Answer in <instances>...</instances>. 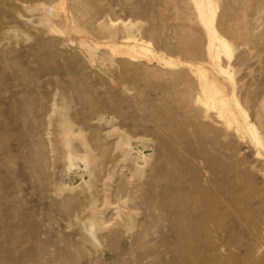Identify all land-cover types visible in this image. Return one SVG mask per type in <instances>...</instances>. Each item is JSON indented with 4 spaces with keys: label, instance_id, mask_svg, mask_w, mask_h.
Masks as SVG:
<instances>
[{
    "label": "rangeland",
    "instance_id": "1",
    "mask_svg": "<svg viewBox=\"0 0 264 264\" xmlns=\"http://www.w3.org/2000/svg\"><path fill=\"white\" fill-rule=\"evenodd\" d=\"M19 1L0 0L1 264H192L173 238L155 241L142 202L159 194L168 148L217 157V145L224 195L211 193L227 211L210 226L223 246L211 238L218 258L199 264H264V0ZM210 93L234 125L207 108ZM192 163L205 188L212 175Z\"/></svg>",
    "mask_w": 264,
    "mask_h": 264
},
{
    "label": "bare ground",
    "instance_id": "2",
    "mask_svg": "<svg viewBox=\"0 0 264 264\" xmlns=\"http://www.w3.org/2000/svg\"><path fill=\"white\" fill-rule=\"evenodd\" d=\"M19 3L26 7L29 5L28 0H20ZM40 10H43L45 13L43 19H41L42 22L48 29L54 31V26L52 25L49 17L50 9L42 4ZM62 12V21L69 30L71 29V20L69 17H67L64 10H62L61 13ZM55 32L57 31L55 30ZM82 46L90 52L95 44L88 40H82ZM124 54L131 56L132 58H137L143 53L140 48L136 47L132 51H124ZM198 79L201 89L203 91H207L209 88L206 86L202 74H198ZM207 102V108L219 109V117L221 119H229L228 111H226V108L228 107L226 99L220 98L216 94L210 93V97ZM151 118L154 120L157 119V117L154 115L153 117L151 116ZM157 121L158 120H156V122ZM123 124L127 123L123 121ZM228 124L232 126L235 124V121L229 119ZM66 130L68 131V134L72 136V129L69 126L66 127ZM143 130L147 134L150 132L145 128ZM175 135L178 142L184 141L186 139V134L184 133ZM126 136V139L120 138L119 146L124 150V157L126 159L133 160L136 167L138 168V171L140 172L142 167L139 166L137 158L131 156L129 152V150H132L131 141L133 138L129 135ZM79 140L82 141L85 152H90L91 147L87 144L86 140L83 138H80ZM216 147L221 152V154H219L217 157L208 155L206 151H200L189 147L187 148V155L189 158L180 154V152L174 148H168L170 154L165 156L166 158L164 159V164H162L161 167H158V170L161 169V171L167 175L160 186L159 194L157 195L156 200L142 202L146 205V213L152 218L154 223L155 230L151 236L153 238L157 237L155 241H158L159 237L161 240L166 236L173 238L174 244L171 248L172 252L178 256H181V258L184 257L191 260L192 264H199L201 259L206 258V256L208 257V252L214 256L212 259L213 262L215 261V258L218 255V245L211 241V238H217L220 241L219 248L220 246H223V240L220 239V236L222 235L220 230L221 228L210 226V224L213 222H219V220L225 216L227 211L226 205L224 203L225 200L218 196H213L211 193L212 184H217L218 190L221 193L224 192L220 186V184L223 182V179L218 177L220 172L223 175L225 174L226 163L223 161L224 155L221 151L222 147L218 145ZM160 149H166L165 145H162ZM81 159L83 162H88L87 158ZM192 160H200L202 164L205 165L208 173L213 177V179L210 181V184L205 188L200 187V177L197 171L198 168L194 166L195 163H192ZM165 168L169 170V173ZM181 173H186L187 175L192 176L193 179H184L180 177ZM223 195L224 193H222L221 196ZM127 197L130 196L128 195ZM139 202L141 201H136L135 205H140ZM98 226L101 230L103 229L102 224H98ZM140 227L142 228V232L139 235V239L146 233L150 235L148 230H146L144 221L140 222ZM114 233H116V235L118 234V232ZM199 239H203L204 242L199 243ZM160 241H158V243ZM163 241L164 240H162L161 243ZM110 246L112 249H115L116 242L114 241ZM4 260L6 259L1 258L0 254V264ZM243 260L247 262V258H243Z\"/></svg>",
    "mask_w": 264,
    "mask_h": 264
}]
</instances>
